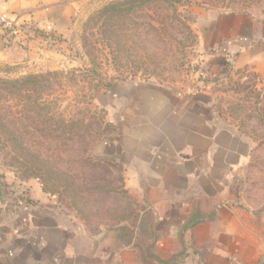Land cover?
<instances>
[{"label": "rangeland", "instance_id": "374dc122", "mask_svg": "<svg viewBox=\"0 0 264 264\" xmlns=\"http://www.w3.org/2000/svg\"><path fill=\"white\" fill-rule=\"evenodd\" d=\"M121 1L90 0L68 39L47 43L49 56L0 64V80L43 76L38 92L0 91V120L50 172L27 176L0 135V264H207L193 235L166 246L158 216L126 180L129 150L146 136L141 115L154 106L211 113L234 143L249 144L248 167L233 169L239 189L255 202L264 188V87L233 70L236 43L260 32L264 0L153 3L115 23L92 19ZM162 116L147 119L149 138L167 131ZM174 213L173 225L183 217Z\"/></svg>", "mask_w": 264, "mask_h": 264}, {"label": "crops", "instance_id": "0c3cea01", "mask_svg": "<svg viewBox=\"0 0 264 264\" xmlns=\"http://www.w3.org/2000/svg\"><path fill=\"white\" fill-rule=\"evenodd\" d=\"M89 2L0 0V64H28L34 55L52 54L47 43L68 39L77 13ZM259 23L260 32L247 34L248 43H236L233 70L252 71L264 87V19ZM15 24L25 33L20 36L19 32L15 42L4 41L6 26ZM33 33L41 36L29 39ZM161 106L141 115L146 118V136L137 135L126 172L128 183L158 216L154 230L166 236V246L173 244L178 232L185 241L191 235L196 237V247L207 248L196 250L199 262L264 264V188H258L255 202L250 201L233 174V169L248 167L249 144L234 143L231 129L219 128L211 113L185 106L165 111ZM161 114L167 131L156 127L149 138V121ZM174 209L183 215L175 225ZM201 256H205L203 260Z\"/></svg>", "mask_w": 264, "mask_h": 264}, {"label": "trees", "instance_id": "16d2710c", "mask_svg": "<svg viewBox=\"0 0 264 264\" xmlns=\"http://www.w3.org/2000/svg\"><path fill=\"white\" fill-rule=\"evenodd\" d=\"M181 1L182 0H123L105 6L96 12L92 16V19L115 23L120 19H129L131 14L136 13L138 10L145 8L150 4L166 3L168 6L172 7L175 4L181 3ZM206 1L214 0H204V2ZM102 25H105V23ZM201 74L202 75L199 74V82L205 83L207 78L202 80L204 77L203 73ZM42 78L43 76L32 75L15 80H0V91L13 98L20 97L23 93H35L38 92L37 87L40 85V80H42ZM0 135L7 142L15 160L24 169L27 176H38L43 178L46 173L50 174V172L46 170L45 162L39 156L24 147V145L18 141L20 138L17 134L7 129V125L1 120Z\"/></svg>", "mask_w": 264, "mask_h": 264}, {"label": "built area", "instance_id": "2783aa9c", "mask_svg": "<svg viewBox=\"0 0 264 264\" xmlns=\"http://www.w3.org/2000/svg\"><path fill=\"white\" fill-rule=\"evenodd\" d=\"M19 27H20V26H18L17 24H15V25H13V26H12V25H7V26H6V29H10V31H11V32H9L10 35L17 36V35L19 34V32H20V31H19ZM7 33H8V32H7V30H6V32L4 33V36H3V40H4V41H6L7 39H9V36H10V35H7Z\"/></svg>", "mask_w": 264, "mask_h": 264}]
</instances>
